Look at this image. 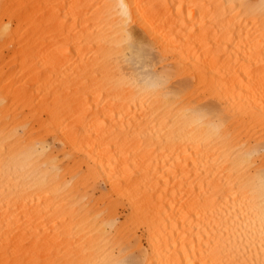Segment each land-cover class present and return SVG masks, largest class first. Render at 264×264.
Listing matches in <instances>:
<instances>
[{"label":"bare ground","instance_id":"6f19581e","mask_svg":"<svg viewBox=\"0 0 264 264\" xmlns=\"http://www.w3.org/2000/svg\"><path fill=\"white\" fill-rule=\"evenodd\" d=\"M117 2L0 0L3 151L27 122L63 169L46 187L0 182V264H264L222 148L172 121L178 104L206 108L233 142L264 144V18L240 0H127L178 94L138 98L112 83Z\"/></svg>","mask_w":264,"mask_h":264},{"label":"clouds","instance_id":"9594fccd","mask_svg":"<svg viewBox=\"0 0 264 264\" xmlns=\"http://www.w3.org/2000/svg\"><path fill=\"white\" fill-rule=\"evenodd\" d=\"M240 7L251 17L264 18V0H240ZM119 21V42L112 54L121 71L112 81L113 87L138 98L159 96L176 100L178 94L170 88L172 67H157L155 47L132 32L127 0H118L112 7ZM12 31L10 21L0 23V40ZM7 98L0 95V107ZM175 128L217 144L222 148V159L234 177L238 207L242 214L239 229L252 238L264 240V144L235 143L225 132L226 124L219 112L187 104H178L172 113ZM29 124L13 127L9 138L15 146L3 151L0 142V182L46 187L58 184L63 175L55 155V143L50 138L27 136ZM129 256L121 255L115 264H129Z\"/></svg>","mask_w":264,"mask_h":264},{"label":"rangeland","instance_id":"374dc122","mask_svg":"<svg viewBox=\"0 0 264 264\" xmlns=\"http://www.w3.org/2000/svg\"><path fill=\"white\" fill-rule=\"evenodd\" d=\"M119 211H122V213H124V210H120V209H119Z\"/></svg>","mask_w":264,"mask_h":264}]
</instances>
